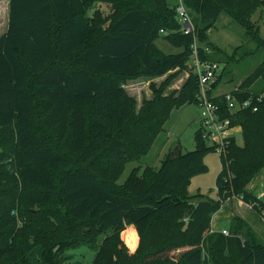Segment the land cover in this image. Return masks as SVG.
Here are the masks:
<instances>
[{"label": "trees", "instance_id": "obj_1", "mask_svg": "<svg viewBox=\"0 0 264 264\" xmlns=\"http://www.w3.org/2000/svg\"><path fill=\"white\" fill-rule=\"evenodd\" d=\"M183 2L194 33L181 31L177 1L9 0L8 27L0 35V166L15 187L0 202V264L65 263L71 256H53V247L81 242L86 233L96 250L93 264H264V244L237 226L234 237L211 233L207 251L195 237L232 194L255 203L260 213L264 208L250 187L264 170V59L230 91L240 99L262 95L257 110L231 112L225 93L213 97L243 136L242 144L232 137L221 154L217 199L187 190L214 150L198 129L195 149L170 152L158 168L135 167L118 182L129 161L149 152L172 110L196 103L199 94L194 72L179 90L164 94L169 76L159 86L152 83V97L138 106L125 88L128 78L184 67L196 39L200 57L220 62L219 48L207 39L223 14L264 47L251 21L264 0ZM159 37L180 51L164 52ZM56 199L64 208L43 212ZM23 207L37 209L20 224L14 210ZM130 224L136 229H127ZM138 235L129 255L126 242L135 248Z\"/></svg>", "mask_w": 264, "mask_h": 264}, {"label": "rangeland", "instance_id": "obj_2", "mask_svg": "<svg viewBox=\"0 0 264 264\" xmlns=\"http://www.w3.org/2000/svg\"><path fill=\"white\" fill-rule=\"evenodd\" d=\"M98 1L100 0H94V4ZM176 1L177 0H170L172 3H175ZM102 8L108 12L110 6L103 2ZM4 9V0H0V34L8 27L7 14ZM251 21L254 26L258 27V35L260 36L262 43H264V7H259L251 15ZM207 42L219 48V54L221 56H218V59L220 60L222 67L225 63H228L223 78L214 89L215 92L223 90L231 91L239 86L264 59L263 45L258 46L256 42L247 36L245 29L237 21L231 19V17L226 14H223L216 24L208 31ZM156 45L166 53L180 51V48L176 47L164 37L157 38ZM239 46L240 48L237 50ZM228 57H231V59H228ZM192 72L193 67L191 65L190 57L184 67L172 70L168 74L152 78L146 76L128 78L125 81V88L127 92L136 99L137 105L140 106L145 97H152V83L159 86L170 76L169 83L164 93L169 94L174 90H179L188 80ZM257 83L256 86H253L254 88L257 86L260 87L261 82L258 81ZM199 115L200 108L194 102L186 103L179 108H174L171 116L164 124V129L158 135L149 152L139 160L129 161L125 165L118 182L124 183L135 167L153 165L158 168L162 159L170 152H177L179 149L183 152L195 149L197 129L199 128ZM201 139H203L202 136ZM236 140L239 144L243 143V136L240 127L236 134ZM207 145L209 144L207 143ZM60 146L63 147V142L60 143ZM204 162L206 163L207 168L192 176L187 190L191 195L202 193L205 198L217 199L218 192L216 179L222 169L220 151H209L204 158ZM3 171H5V168L1 165L0 202H5L7 200V198H5L7 189L15 187V185L10 187L12 186V183L5 181L6 177L3 175ZM250 187L254 188L255 193L257 194L264 190V170L250 183ZM254 206L255 204L253 202L251 203L244 200L243 197L238 194H232L225 198L221 203L220 209L212 214L209 226L203 233L195 236L199 241L198 244L203 246L207 251L208 246H210L209 243H211L208 241V236L211 233L222 232L225 229L227 230L225 235L234 237L235 226L239 228V232L251 233L258 241L264 244V215ZM57 208H64V205L59 199L45 205L43 212L50 214L52 211L57 210ZM36 209L37 207H23L21 210H14L18 223L21 224L25 220H29L33 215L31 212H35ZM87 223L88 222L85 224ZM94 226L97 225L94 224ZM230 226H233L234 228H231ZM129 227L131 226L128 225L127 229ZM100 233L101 234H97V242H100L105 234L104 232ZM54 240H57L56 236ZM80 241L81 242L73 241L70 245L63 247L56 244L52 249V255H56L58 258L65 255L71 256V258L62 264H73L76 261H81L83 264H93L96 250L91 247L92 234L86 233L85 236L80 238ZM139 241L140 238L138 235V244L135 248H132L128 244V241L126 242L128 247L127 253L129 255H133L136 252Z\"/></svg>", "mask_w": 264, "mask_h": 264}, {"label": "built area", "instance_id": "obj_3", "mask_svg": "<svg viewBox=\"0 0 264 264\" xmlns=\"http://www.w3.org/2000/svg\"><path fill=\"white\" fill-rule=\"evenodd\" d=\"M176 11L181 22V31L184 33H194V25L183 0H177ZM209 53L211 49L203 46ZM191 65L193 72L197 74L199 80V94L196 104L200 108L199 115V134L214 150L220 151V155L225 152L226 145L232 137H236L239 126L233 124L232 119L224 115V107L220 102L213 99V84L222 71L221 62L215 60L203 59L199 54V44L197 39L193 44V53L191 55ZM226 105L229 110L236 111L244 108L257 110L258 103L263 100L262 95L251 96L240 99L236 94L230 91L225 92ZM258 198L264 200V190L258 193ZM255 204V203H254ZM264 215V208L262 209ZM227 233V230H223Z\"/></svg>", "mask_w": 264, "mask_h": 264}, {"label": "crops", "instance_id": "obj_4", "mask_svg": "<svg viewBox=\"0 0 264 264\" xmlns=\"http://www.w3.org/2000/svg\"><path fill=\"white\" fill-rule=\"evenodd\" d=\"M4 7H5V13L7 14L6 16H7V24H8V19H9V0H4ZM2 34V33H1ZM0 34V35H1ZM229 91V90H228ZM225 92H227V90H223V91H218V92H215L214 90H213V93L215 94V95H218V94H222V93H225ZM129 226H132V227H134V225L133 224H130Z\"/></svg>", "mask_w": 264, "mask_h": 264}]
</instances>
